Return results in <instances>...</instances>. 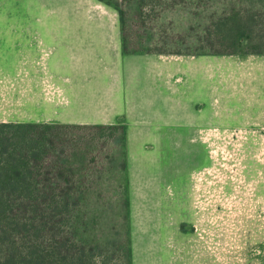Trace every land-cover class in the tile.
<instances>
[{
	"label": "rangeland",
	"instance_id": "rangeland-1",
	"mask_svg": "<svg viewBox=\"0 0 264 264\" xmlns=\"http://www.w3.org/2000/svg\"><path fill=\"white\" fill-rule=\"evenodd\" d=\"M129 6L132 15L136 5L131 1ZM52 9L62 16L55 14L48 23L97 29L100 51L109 49L117 64L123 55L147 48L126 33L125 53L119 12L106 2L60 0ZM167 14H159L158 21L168 19ZM42 21L37 17V23ZM156 45L158 51L144 54L165 65L178 55L193 54L223 63L216 64L211 79V112L196 114V125L187 122L190 114L172 121L169 96L141 118L157 129L128 125L127 118L116 117L122 113L104 116L116 117L115 123L126 126L128 133L133 264H264V54L174 53L179 49L175 43ZM104 67L94 72L104 73ZM217 68L223 75L215 73ZM124 70L130 72L128 66ZM120 71L107 72L121 77ZM171 71L165 81L177 89L183 79L177 83ZM135 93L127 98L130 104L135 103ZM177 101L179 97L171 102ZM110 175L113 189L121 187V178ZM112 201L106 217H98L96 224L100 229L101 223H108L111 236L113 224L124 213L118 197L112 195ZM110 264L123 263L113 259Z\"/></svg>",
	"mask_w": 264,
	"mask_h": 264
},
{
	"label": "trees",
	"instance_id": "trees-1",
	"mask_svg": "<svg viewBox=\"0 0 264 264\" xmlns=\"http://www.w3.org/2000/svg\"><path fill=\"white\" fill-rule=\"evenodd\" d=\"M101 1L119 12L125 53L130 33L147 44L141 54L160 42L179 45L174 53L264 54V0ZM128 167L121 123L0 122V264H133ZM112 195L124 213L111 236L96 224Z\"/></svg>",
	"mask_w": 264,
	"mask_h": 264
},
{
	"label": "crops",
	"instance_id": "crops-1",
	"mask_svg": "<svg viewBox=\"0 0 264 264\" xmlns=\"http://www.w3.org/2000/svg\"><path fill=\"white\" fill-rule=\"evenodd\" d=\"M57 1L0 0V122L103 124L125 117L128 125L157 129L141 118L165 96L171 97L172 121L190 114L192 120L187 122L196 125V114L211 112V79L216 64L223 60L203 54L178 55L165 65L146 54H125L117 64L109 49L100 51L97 29L48 23L55 14L62 16L52 9ZM37 17H43L42 23H37ZM99 65H107L104 73L94 72ZM171 67L177 83L183 79L177 89L175 83L170 86L165 81ZM117 68L121 77L108 74ZM133 91L136 100L130 104L127 98L131 100ZM175 97L179 101L172 103ZM116 113L123 115L104 118Z\"/></svg>",
	"mask_w": 264,
	"mask_h": 264
}]
</instances>
